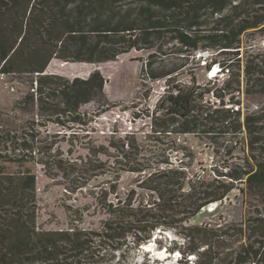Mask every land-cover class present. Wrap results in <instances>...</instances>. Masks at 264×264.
I'll return each instance as SVG.
<instances>
[{"label":"trees","instance_id":"trees-1","mask_svg":"<svg viewBox=\"0 0 264 264\" xmlns=\"http://www.w3.org/2000/svg\"><path fill=\"white\" fill-rule=\"evenodd\" d=\"M250 30L264 34V0H0V75L23 87L13 112L0 110V264H129L132 250L166 230L180 241L164 250L179 252L182 264H264V47L240 56L241 37ZM165 37L186 59L199 50L217 52L206 68L218 64L227 80L215 91L194 80L169 90L182 66L156 72L149 63L148 75L164 79L167 88L151 129L206 134L211 143L217 135H244L247 154L239 162H232L230 147L220 168L195 174L193 154L180 160L143 154L134 134L73 158L56 145L60 134L43 135L49 123L68 131L83 127L80 108L103 97L106 84L98 71L85 79L48 74L53 59L102 64L141 45L152 49ZM241 76L243 94L259 101L242 121L232 95L242 93ZM36 167L61 180L68 195L89 188L90 204L65 206V228L39 222ZM123 173L136 176L134 187L112 201ZM233 190L242 197L240 221L193 222ZM86 216L99 220L85 225Z\"/></svg>","mask_w":264,"mask_h":264},{"label":"rangeland","instance_id":"rangeland-1","mask_svg":"<svg viewBox=\"0 0 264 264\" xmlns=\"http://www.w3.org/2000/svg\"><path fill=\"white\" fill-rule=\"evenodd\" d=\"M208 24H211V22ZM250 30L241 37L240 56L258 53L264 47V34ZM158 48V49H157ZM261 48V49H260ZM179 47L174 42L165 37L161 41H155V47L150 48L144 45L140 49H131L128 53L122 54L114 61L102 64H90L79 62H63L53 59L47 70L48 74L60 75L66 78H87L92 72L98 71L106 80L104 86V96L96 98L80 108V113L84 115L85 125L76 127L68 131L59 129L52 124H48L44 134H60L57 137V144L62 149L63 154H71L73 158L77 156L85 157L89 154V148L103 146L106 147L108 141L123 138L126 135L134 134L136 143L143 148V154H173V160L182 159L181 154H193L192 171H204L211 174L212 168H220L221 161L227 158L226 150L232 147V162H239L247 151L243 149L244 135L235 136L232 133L217 135L218 141L211 143L209 138H214L206 134L193 135H171L155 134L151 126H154L151 119L158 101L167 91L164 79L155 80L148 75L149 63L153 65L154 71L170 69L182 66L178 75L169 84V90L175 85H190L192 80L197 85L204 86L210 91L220 89L225 80L226 73H218L220 66L214 64L213 74L216 77L209 78L205 63L209 62L211 56L217 52L199 50L196 54L184 57L178 52ZM184 57V58H183ZM193 78V79H192ZM19 79L6 78L0 75V110L10 112L16 100L21 96ZM243 77H240V94L233 93L234 100H239L241 112L240 120L249 112H252L258 100L246 97L243 94L245 89ZM206 100L218 106L215 98L211 95L205 96ZM226 107H230L225 100ZM235 108V106H234ZM13 112V111H12ZM75 131L74 133H72ZM75 136H72V135ZM212 135V134H210ZM178 145L179 148H174ZM153 152V153H151ZM102 160L105 157L100 156ZM174 162V161H173ZM175 163V162H174ZM221 170V169H219ZM38 177V198L40 206V224L46 229L54 230L67 226V214L65 206L72 208L83 207L91 203L89 188L68 195L64 191L62 181H52L43 175L40 167L35 168ZM134 175L123 173L117 181L116 196H110V200L123 199L128 190L133 188ZM107 178H98L89 185H96L105 182ZM242 197L238 190H233L228 198L222 203H214L204 209L194 218V223L217 222L220 219L226 222L241 220L243 214ZM99 218L85 217V225L90 222L97 223ZM158 233V232H157ZM156 241L138 246L128 255V263L137 264H182L180 253L169 254L168 247L172 246L170 241L178 239L176 231L166 230L165 233H158ZM179 239L177 244H179ZM176 243V241H175ZM168 249V252L164 250ZM168 258V259H167ZM167 259V260H166ZM157 260V261H156ZM184 261V260H183Z\"/></svg>","mask_w":264,"mask_h":264},{"label":"built area","instance_id":"built-area-1","mask_svg":"<svg viewBox=\"0 0 264 264\" xmlns=\"http://www.w3.org/2000/svg\"><path fill=\"white\" fill-rule=\"evenodd\" d=\"M202 54H206V52H203ZM213 67H211V69H207V71H208V75H209V78H213V77H216L215 75L217 74L216 72L213 74V76H212V72H213V69H212ZM220 69V68H219ZM222 71L221 70H219V72L218 73H221ZM230 107H232L231 105H229ZM226 107V106H225ZM237 108L235 107L234 108V110H236Z\"/></svg>","mask_w":264,"mask_h":264},{"label":"crops","instance_id":"crops-1","mask_svg":"<svg viewBox=\"0 0 264 264\" xmlns=\"http://www.w3.org/2000/svg\"><path fill=\"white\" fill-rule=\"evenodd\" d=\"M49 66L47 67V70H48ZM47 70H46V73H47ZM101 74V73H100ZM71 79V78H70ZM73 79V78H72ZM85 79V78H84Z\"/></svg>","mask_w":264,"mask_h":264},{"label":"bare ground","instance_id":"bare-ground-1","mask_svg":"<svg viewBox=\"0 0 264 264\" xmlns=\"http://www.w3.org/2000/svg\"><path fill=\"white\" fill-rule=\"evenodd\" d=\"M146 245H147V244H145V246H146ZM166 253H167V251H166ZM167 259H168V258H167ZM167 259H166V260H167ZM156 261H157V260H156Z\"/></svg>","mask_w":264,"mask_h":264}]
</instances>
